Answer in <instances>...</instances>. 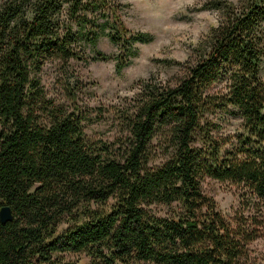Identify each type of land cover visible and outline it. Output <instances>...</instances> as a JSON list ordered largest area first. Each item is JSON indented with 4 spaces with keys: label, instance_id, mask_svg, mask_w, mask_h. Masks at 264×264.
I'll list each match as a JSON object with an SVG mask.
<instances>
[{
    "label": "trees",
    "instance_id": "16d2710c",
    "mask_svg": "<svg viewBox=\"0 0 264 264\" xmlns=\"http://www.w3.org/2000/svg\"><path fill=\"white\" fill-rule=\"evenodd\" d=\"M123 7L0 2V208L13 216L0 223V264H249L263 223L225 218L202 184L232 182L264 202V3L202 6L218 22L184 75L139 80L114 107L118 137L92 142L75 93L56 104L39 75L52 62L128 67L152 36L129 30ZM103 37L117 54L97 50ZM221 114L241 120L235 133L219 134Z\"/></svg>",
    "mask_w": 264,
    "mask_h": 264
},
{
    "label": "rangeland",
    "instance_id": "374dc122",
    "mask_svg": "<svg viewBox=\"0 0 264 264\" xmlns=\"http://www.w3.org/2000/svg\"><path fill=\"white\" fill-rule=\"evenodd\" d=\"M116 1L124 6L122 18L129 30L152 36L150 43L135 44L137 53L128 67L117 72L113 60L70 61L65 68L52 62L47 63L39 75L46 99L69 105L65 89L75 93L79 108L88 111L89 119L84 123L83 131L86 139L92 142H112L118 137L114 107L137 94L139 80L152 76L163 83L175 84L184 75L187 63L194 60V49L206 40L219 17L211 9H200L212 0ZM227 1L237 4L242 0ZM260 1L264 3V0ZM97 50L107 56L118 53L117 46L105 37L99 40ZM169 62L179 65H169ZM260 77L264 81V62ZM218 122L221 126L219 134L223 136L235 133L241 124L239 118L229 114H221ZM202 189L225 218L243 214L261 220L259 237L248 246V263L264 264V202L249 195L242 185L232 182L207 179ZM156 210L159 215L166 213L164 207ZM75 258L64 256L65 260Z\"/></svg>",
    "mask_w": 264,
    "mask_h": 264
},
{
    "label": "water",
    "instance_id": "95a60500",
    "mask_svg": "<svg viewBox=\"0 0 264 264\" xmlns=\"http://www.w3.org/2000/svg\"><path fill=\"white\" fill-rule=\"evenodd\" d=\"M12 217V211L8 206L0 208V223L2 225H5L8 222L12 221Z\"/></svg>",
    "mask_w": 264,
    "mask_h": 264
}]
</instances>
